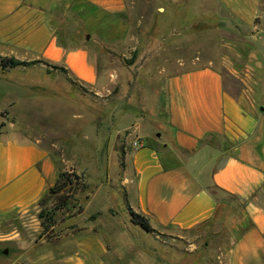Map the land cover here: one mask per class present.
Instances as JSON below:
<instances>
[{"label": "crops", "instance_id": "crops-1", "mask_svg": "<svg viewBox=\"0 0 264 264\" xmlns=\"http://www.w3.org/2000/svg\"><path fill=\"white\" fill-rule=\"evenodd\" d=\"M174 1L172 9H162L173 26L171 18L179 10ZM202 2L221 18L220 54L190 69L164 73L147 125L135 122L125 129L133 126L136 133L124 153L129 175L123 196L154 231L180 236L219 223L214 187L238 203L236 233L224 247V264H264V83L256 81L264 76V0ZM126 8L125 0H0V57L41 60L64 68L81 85L96 87L99 68L91 45H69L73 28L84 20L101 27L102 16L120 17ZM61 35L69 38L63 42ZM29 68L46 72L42 64L21 69ZM7 100L6 107L16 106L15 98ZM31 100L24 101L33 106ZM1 120L0 264L177 261L178 256L167 255L169 248L165 258L156 257L151 232L132 224L127 211L119 216L109 212L112 206L88 219L80 214L66 218L67 226L84 225L74 236V251H56V244L42 236L38 214L40 200L64 168L52 151L13 122ZM152 132L161 138L153 141ZM3 250L18 257L4 261Z\"/></svg>", "mask_w": 264, "mask_h": 264}, {"label": "rangeland", "instance_id": "rangeland-1", "mask_svg": "<svg viewBox=\"0 0 264 264\" xmlns=\"http://www.w3.org/2000/svg\"><path fill=\"white\" fill-rule=\"evenodd\" d=\"M125 2L127 8L122 16H102L101 27L84 20L73 28L76 32L68 42L85 41L91 45L99 68L96 87L81 85L58 71L51 76L38 68L8 72L0 68V93L7 95L0 97L2 124L13 122L21 133L52 151L63 171L81 176L86 185L85 191L73 194L66 209L56 212L54 227L45 235L42 231L43 238L56 244L52 246L58 252L75 250L74 236L84 225L71 226L72 229L66 218L80 214L88 219L107 206H112L109 212L118 216L127 211L123 184L129 173L124 153L136 132L133 126L125 129L135 122L147 125V114L155 106L163 74L190 69L206 57L220 54L223 34L217 30H224L221 18L203 8L202 0H175L179 10L171 18L174 26L162 17V9L173 8V0ZM88 13L85 8V17ZM67 38L61 35L62 41ZM262 77L256 76L257 84L264 83ZM10 98H15L16 106H5ZM29 98L33 106L26 105L24 100ZM160 138L151 136L153 141ZM212 192L220 202L219 223L180 236L151 232L156 257L165 258L163 251L169 248L171 253L164 252L174 260L178 258L165 261L167 264H224V247L236 233L233 223L238 203L225 193ZM54 202V197L48 198L44 208L51 209ZM17 257L13 252L2 258L11 261Z\"/></svg>", "mask_w": 264, "mask_h": 264}, {"label": "trees", "instance_id": "trees-1", "mask_svg": "<svg viewBox=\"0 0 264 264\" xmlns=\"http://www.w3.org/2000/svg\"><path fill=\"white\" fill-rule=\"evenodd\" d=\"M40 64L45 66L46 73L48 74L54 71H58L60 73L68 75L67 71L64 68L55 65H49L48 63H45L41 60L26 62V61L16 60L14 58L0 57V68L2 70H8L13 68H25ZM82 181H83L82 177L77 176L76 174H71V173L69 174L65 171L59 172L55 184L49 189L48 193L40 200L41 210L38 214V217L41 221V226L43 228L44 235L49 228L54 227V215L56 214V212L63 211L64 209L67 208L68 202L72 198L74 193L85 191L86 185ZM67 190L68 193L65 194ZM212 190H217V189L213 187ZM69 192L71 194H69ZM51 197L55 198L54 206L51 209L46 210L44 208V202ZM127 212L130 215V221L132 224L139 226L146 232H154L148 220L144 216L134 212L128 206H127ZM96 216L97 214L92 215L91 218H94ZM71 228L74 229V227Z\"/></svg>", "mask_w": 264, "mask_h": 264}, {"label": "water", "instance_id": "water-1", "mask_svg": "<svg viewBox=\"0 0 264 264\" xmlns=\"http://www.w3.org/2000/svg\"><path fill=\"white\" fill-rule=\"evenodd\" d=\"M89 38V36H86V39H88ZM2 254H7V250H3L2 252H1Z\"/></svg>", "mask_w": 264, "mask_h": 264}, {"label": "built area", "instance_id": "built-area-1", "mask_svg": "<svg viewBox=\"0 0 264 264\" xmlns=\"http://www.w3.org/2000/svg\"><path fill=\"white\" fill-rule=\"evenodd\" d=\"M133 145H134V146H137V145H138V143H136V142H135Z\"/></svg>", "mask_w": 264, "mask_h": 264}]
</instances>
